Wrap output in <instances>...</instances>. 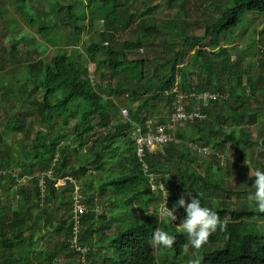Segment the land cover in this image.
<instances>
[{
  "label": "trees",
  "instance_id": "obj_1",
  "mask_svg": "<svg viewBox=\"0 0 264 264\" xmlns=\"http://www.w3.org/2000/svg\"><path fill=\"white\" fill-rule=\"evenodd\" d=\"M75 1L86 6L90 0ZM14 2L20 18L54 49L43 59L31 43L32 34L13 33L12 26L0 36V187L4 194L12 195L7 184L25 176L27 163L39 170L31 188L20 186L15 202L0 213L1 264H52L64 257L67 264H188L196 250L189 246L187 254L182 251L188 238L177 227L181 215H186L184 209L177 210L174 222L157 215L164 199L158 188L162 183L169 192V208L186 190L197 194L202 206L216 211L222 220L228 218L227 230H217L196 253L203 257L202 264H264V236L254 230L256 223H264V213L255 210V203L231 208L233 191L224 182L225 169H221L222 159H228L226 149L238 150L239 161L232 164L242 171L239 193L244 192L243 181L250 185L248 191L253 190L252 163L248 161L255 153L251 126L264 114V24L248 44L237 46L235 60L225 46L233 43L234 32L245 33L250 12L264 14V0H233V6L227 8L214 6L219 16L206 22L202 35L190 34L185 19L165 20L166 30L154 21L162 7L145 4V0L143 7L136 5L138 0H97L99 7H91L92 3L89 7H40L38 14L23 7L27 0ZM6 8L0 7L2 19ZM51 11L55 17L64 11L65 18L70 19L76 38L73 51L55 47L62 31L58 30L57 17L53 22L50 19ZM97 21L102 22L101 35L82 42V32L98 28ZM54 26L59 34L50 32ZM127 32L129 39L116 41L117 34ZM221 37L226 39L225 45ZM207 40L209 49L205 48ZM156 41H164L165 47L158 51L152 67L144 59L128 56ZM190 51L193 54L185 66ZM195 68L198 79L206 76L212 80L215 76V85L207 90L199 82L190 84L189 75ZM78 69L82 75L73 77ZM232 75L238 80L236 86L228 84ZM205 92L213 97L200 101L197 97ZM178 104H183L187 113L198 112L203 118L168 127L171 140L163 146V153L145 149L143 157L137 158L132 135L136 126L146 131L147 121L154 130L158 125H168ZM121 107L128 109L130 117L117 127L114 119H119ZM32 122L42 127L34 139L30 136ZM10 133L16 137L22 133L23 139L7 144L5 135ZM257 142L264 146V139ZM210 146L223 153L206 157L200 149ZM79 153L86 164L68 174L64 170L71 166L68 157ZM52 163L57 164L58 171L54 180L48 178ZM112 163L122 167L119 179L110 185L104 177ZM140 164H145L155 178L152 191ZM157 166L159 173H155ZM80 172L84 176L79 191L82 202L88 208L106 203V213L94 209L75 213L77 184L67 180L66 187L56 188L58 179L70 175L78 178ZM239 186L234 189L240 191ZM107 193L111 198L104 197ZM32 207L39 208L40 213H34ZM61 207L66 210L64 215L56 213ZM156 228L176 237L167 256H160L151 242ZM44 236L54 240L42 249L37 245Z\"/></svg>",
  "mask_w": 264,
  "mask_h": 264
},
{
  "label": "rangeland",
  "instance_id": "obj_2",
  "mask_svg": "<svg viewBox=\"0 0 264 264\" xmlns=\"http://www.w3.org/2000/svg\"><path fill=\"white\" fill-rule=\"evenodd\" d=\"M84 1V0H83ZM87 0H85L86 2ZM140 1L138 4H136L138 7H143L144 6V2L143 0H138ZM130 2V1H129ZM90 3H92L91 7H99L97 0H90L87 2V5L84 6L83 4L80 3H76L75 0H27V4H25L23 7H30L33 12L36 14H38V10L41 8H50V7H68L69 5H73V7H89ZM152 4V5H158V7H162V9H160L154 16V21L159 24L162 25L163 27L166 28L167 30V23H164L165 20H173L176 19L177 21L180 19H185L189 22V33L190 34H197V35H202L205 32V24H207L209 21L214 20V18H216L217 16H219V14H216L215 11H213V7L214 6H222L223 8H227L230 6H233V0H175V1H169V2H162V1H157V0H145V4ZM0 7H7L6 8V13H5V19L0 18V36H2V33H6L5 30H10L9 28L13 29V33L16 32V34H21L22 32L26 31L28 34L31 33L32 36L34 37L33 40L31 41V43L35 46L38 47V54L40 55V57H42L43 59L48 58L51 56L52 51H53V47L52 45H50L46 40H42L40 39L38 36L35 35L34 30L29 26L26 25L25 21H23L18 12L15 10L14 7H16V4L14 2V0H0ZM105 7H109V6H105ZM130 7H134V6H130ZM180 7H184V8H180ZM185 9L187 10H191V11H185ZM193 9V10H192ZM132 10V9H131ZM223 10V9H222ZM188 14V15H187ZM66 13L64 11H61L58 13V15L53 14V11H51L50 13V19H56L58 20V30H61L62 33L61 35H58V37L55 39V47L57 49H64L67 48L69 51H73L75 49L76 43H75V39L73 36V31H72V26L69 21L70 19H66L65 18ZM180 16V17H179ZM15 20L17 22H15ZM53 22V20H52ZM55 22V20H54ZM207 22V23H206ZM17 23V24H15ZM264 24V14H258L255 15V13L250 12L249 14V20L246 22L245 24V33L240 34V31L234 32L232 34L233 39L231 42H233L232 44H226V49L232 52L233 55V60H235L237 58L238 52H237V46H241V45H246L248 44L252 38L254 36L257 35V29L263 27ZM87 25V23H86ZM179 26H185L184 23H178ZM97 26L98 28L94 29L92 32L89 31V29H86L85 31L82 32V42H90L92 40H97L98 36L101 35L102 33V22L101 21H97ZM133 27L135 25H132ZM57 27L54 26L52 31H50L53 34L58 33ZM88 27V26H87ZM25 28V29H24ZM27 28V29H26ZM89 28V27H88ZM15 31V32H14ZM89 31V32H88ZM59 34V33H58ZM254 35V36H252ZM56 37V35L54 36V38ZM131 37V34L129 32L127 33H119L116 35V41L122 42L125 41L127 39H129ZM221 42L222 44L225 45V43H227L226 39L224 37H221ZM210 41H206L205 42V48L209 49L211 47ZM151 46H149V44H147L148 46L144 47L143 49L137 50L136 52H130V54H128V56L132 59H144L145 63L152 67V65L154 64V60L156 57H158V51L162 50L165 47L164 41H156L153 43ZM213 50V49H212ZM214 50L218 51V48H215ZM193 54V51L188 52V55L185 56V66L186 64L190 63V58L189 56H191ZM236 54V55H235ZM33 58H36V54L35 52H32ZM35 55V56H34ZM257 65L255 64L254 67H256ZM89 67L91 69H94L95 66L93 65H89ZM260 68V67H259ZM258 68V69H259ZM82 73L81 71L78 69L76 71H74L73 77H77V76H81ZM236 75H232L228 80V84L229 85H238V80L235 77ZM202 85V87L204 89H209L210 87L214 86L216 83V78L215 76L212 77V80L208 79L206 76H200L198 79V72L195 68L194 70V74L193 75H189V83L192 85H195L196 83H198ZM246 81L244 82L243 85H245ZM131 87H134V83H131L130 85ZM264 87V86H263ZM178 89H176L177 91ZM194 96V95H193ZM205 96H207L208 98H212L213 95H210L208 92L202 93L198 98L200 100V98H204ZM184 97V96H183ZM181 97V99L183 98ZM250 97V95H249ZM180 99V100H181ZM261 99H264V94H261ZM201 101V100H200ZM203 102H206V100H202ZM3 102V100H2ZM195 103H197L195 101ZM195 105L194 103H192V106ZM196 106V105H195ZM177 107H183V104H178ZM198 118H203L202 115H199L196 119ZM123 119L119 118V119H115L114 120V125L119 127L122 123H123ZM41 124L39 123H35L32 122V127H31V131H30V136L34 139V135L36 131L41 130ZM251 132L253 134V139L255 140L254 142V159H250L248 161V163H252L250 165V176H252V173L256 170V169H260L261 170V166H264V146L261 144H258L259 142L256 143L257 140H263L264 139V114L259 116V122L256 125L251 126ZM23 139V135L22 133H20L17 137L16 135H12L10 134H6L5 135V140L7 142V144H11L12 142L17 141L18 139ZM164 146V145H163ZM196 148V147H195ZM160 149V146H156L153 148L154 151H158ZM227 153L226 155L228 156V159H222L221 163V169H225L224 170V174H223V178H224V182L229 186V189H231L233 191V196H232V201H231V208H241L244 207L246 205H244V203L251 205L252 203H254L253 201H250L248 199L249 195L254 192L253 190H249L248 191V187L250 186L246 181H243V193H239L242 191V187L241 185L239 186V179L242 175V171H239V169L237 167H235L232 163L235 161H239V157H238V150L234 149V148H227ZM208 153H210V155H216V153H223V151L217 147H213L210 146L208 150H206ZM83 158V156H82ZM74 159V156L70 155L68 157V161L67 163H84L83 160H80L79 162H76ZM227 164L229 166H227ZM44 165V163H43ZM52 168H51V173H48V178L52 179L54 176L57 177L58 176V171H57V164L52 163L51 164ZM32 167V163H27V169L25 176L24 177H18L17 182L16 183H8L7 184V189L9 190L10 193H12V195H7L4 194V190L3 188L0 187V213L6 209V207L10 206V203L12 204V202H15L14 197L16 190L22 186V187H26V188H31V181L32 178L36 175H38L39 170L38 167L36 166L35 168H31ZM75 167L72 166H67L64 170L69 174L74 171ZM77 169V168H76ZM159 167L157 166L155 169V173H159ZM79 173L77 174L78 177ZM83 175L81 177L77 178V181L80 182L79 178H81V180L83 179ZM253 177V176H252ZM67 178V177H66ZM54 180V178H53ZM69 183H73V181L70 178H67ZM160 180H162V178H160ZM42 182V181H41ZM64 184V180L58 181L56 183V188L59 187H66ZM164 185V184H163ZM237 185L239 186L238 188H240V191H236L234 189V186ZM168 187H170L168 185ZM158 188H161V185H158ZM79 190V187L76 189ZM173 191L175 192L176 189L173 188ZM76 193V191H75ZM75 196H79L81 198V195H75ZM105 198H111V194L107 193L104 195ZM99 198V196L97 197ZM78 199V198H77ZM82 199V198H81ZM78 201V203H77ZM42 204V201L40 202ZM75 204L74 205V210H77L79 212L85 211V209L87 210H96L99 213H106L108 207L107 205L104 204H98L97 208H88L86 207L84 204H82V202L79 200H75ZM16 205V204H15ZM244 205V206H243ZM181 211L182 208H179ZM32 210L34 213H40V209L36 208V207H32ZM139 208L135 207L134 211L135 212H139L138 211ZM56 213H59L61 215H64L66 213V210H64V207L58 208L56 210ZM158 215V212H157ZM159 216V215H158ZM181 218H183V215H181ZM77 228V226H76ZM255 232L257 234H259L260 236H264V223L263 222H259L256 223L255 228H254ZM110 232V230H109ZM51 237L49 236H44V238L41 237V239H39L38 245L39 248H47L46 246L51 245L49 243L53 242L54 239H50ZM64 238V237H62ZM76 243V242H75ZM79 246H77L78 248ZM80 248V247H79ZM86 248H82V252H85ZM155 251L158 252L160 254V256L164 257L167 256L169 249L163 248L162 246H155ZM84 257H86V254H84ZM83 257V259H84ZM46 263H49L48 259L44 260ZM68 260L66 257L62 258H58L56 260H54L52 262V264H67ZM0 264H1V258H0Z\"/></svg>",
  "mask_w": 264,
  "mask_h": 264
},
{
  "label": "clouds",
  "instance_id": "obj_3",
  "mask_svg": "<svg viewBox=\"0 0 264 264\" xmlns=\"http://www.w3.org/2000/svg\"><path fill=\"white\" fill-rule=\"evenodd\" d=\"M245 164L248 166L247 163ZM252 176L254 178L252 182L254 192L249 195L248 199L255 203L256 211L264 213V170L256 169ZM160 190L164 199L158 215L166 218L168 222H174L177 220V210L179 208L184 209L186 215L180 220L177 227V231L186 234L188 238V243L183 246L182 251L187 254L189 246H191L196 250L195 258L190 259L188 264H202L203 257L196 253L208 243L210 236L217 230L220 232L227 230L228 218L222 220L216 211L202 206L197 194L194 195L193 192L186 190L169 208L167 205L169 192L163 183ZM151 242L154 246L170 249L175 244L176 237L161 228H156L153 231Z\"/></svg>",
  "mask_w": 264,
  "mask_h": 264
},
{
  "label": "crops",
  "instance_id": "obj_4",
  "mask_svg": "<svg viewBox=\"0 0 264 264\" xmlns=\"http://www.w3.org/2000/svg\"><path fill=\"white\" fill-rule=\"evenodd\" d=\"M198 98V97H197ZM199 99V98H198ZM208 99V97L207 96H205L204 98H200V100H207ZM177 108H180V107H177ZM177 108H176V110H175V112L173 113V115L171 116V118H170V122H169V124L168 125H166V126H164V125H158L157 127H159V126H163V127H165V129H167L168 127H172V126H174L175 124L177 125V124H181L182 122H184V121H178V120H176L175 119V117H174V115L177 113ZM185 109V108H184ZM122 110H126V112H127V115L126 116H124L123 114H122ZM198 113V112H197ZM199 115H201L200 113H199ZM203 116V115H202ZM129 112H128V109H126L125 107H121L120 108V112H119V118H122L124 121H129ZM198 119H202V118H198ZM115 120V119H114ZM196 121V119L195 120H193L192 122H195ZM152 122L151 121H147L146 123H145V125H144V129H146V131H143V130H141L142 129V127H140V126H136V128L134 129V132L132 133V135H134V140H135V143H134V148H135V150H136V157H137V148H138V146H137V143H136V139H135V137L138 135V134H146V133H148L149 131H152V132H154L155 130H156V128H155V130L154 129H152V124H151ZM167 133V132H166ZM167 135H169L168 133H167ZM91 142H92V140H90L89 142H88V144H91ZM196 149V148H195ZM204 149H207L208 150V147L206 148H202V149H200V151L203 153V155H205L206 157H208L209 156V153L208 152H204ZM145 150V149H144ZM147 150V149H146ZM83 151L85 152L86 151V147H84V149H83ZM149 153L151 152H154V150H152V151H149V150H147ZM156 152V151H155ZM157 152H162L163 153V146L162 147H160V149L157 151ZM211 156V155H210ZM75 158H77V159H75ZM138 158V157H137ZM73 160H77L76 162H79L80 160H83L84 161V157L82 158V155H81V153H79V155H77V156H75L74 157V159ZM56 164V163H55ZM85 165L86 163H70V165L71 166H73V167H75V168H78L80 165ZM121 163H112L111 165H109V166H107V169H106V171H105V177H104V181L106 182V183H108V184H110V185H112V184H114V182L116 181V180H118L119 179V177H120V175H121V165H120ZM86 167V166H85ZM140 167H141V171H142V173L146 176V178H148L149 179V183H150V190L152 191V190H154L156 187H155V184H154V182H155V178H154V176H152V175H150L149 173H148V168L146 167V165L145 164H140ZM90 172H92L93 173V171L91 170ZM51 173V172H50ZM83 175V173H79V175H78V177H81ZM67 178H70L72 181H73V183L74 184H77V187H76V189L79 187V190H76V193H75V195H81L80 193H79V191H80V182H78L77 181V178L75 177V176H68ZM67 178L66 177H63V178H61V179H58V181H61V180H64V184L63 185H65L66 184V181H67ZM80 180L79 181H81V178H79ZM101 179H103V178H101ZM42 184H44L45 182H44V180H42V182H41ZM56 183H57V181L55 182V186H56ZM97 184L99 185L100 183L99 182H97ZM159 185H162V184H159ZM56 187H58V186H56ZM109 188H111L110 186H109ZM112 189V188H111ZM43 190V192L45 191V189H42ZM78 198V199H77ZM74 199L75 200H79L80 199V201L82 202V199L79 197V196H74ZM77 203H78V201H77ZM82 204H84L83 202H82ZM102 204V203H101ZM106 204V203H105ZM74 205H76L75 204V202H74ZM85 205V204H84ZM86 206V205H85ZM98 206V205H97ZM108 206V205H107ZM74 208V207H73ZM93 208V207H92ZM75 211V213H82V212H84V211H82V212H79V211H77V210H74ZM85 211H87L86 209H85ZM76 219L78 218V216H76L75 217ZM78 225H79V222L77 221V223H76V226H77V228H78ZM76 228V227H75ZM75 240H76V236L74 237V243H75ZM77 241V240H76ZM76 244V243H75Z\"/></svg>",
  "mask_w": 264,
  "mask_h": 264
},
{
  "label": "built area",
  "instance_id": "obj_5",
  "mask_svg": "<svg viewBox=\"0 0 264 264\" xmlns=\"http://www.w3.org/2000/svg\"><path fill=\"white\" fill-rule=\"evenodd\" d=\"M122 114L124 116L127 115L126 110H122ZM199 116V113H187L186 110L183 107L177 108V113L174 115L175 119L178 121H184L187 119H190L191 121L195 120ZM136 143H137V157L142 158L143 157V150L147 149L149 151H152L154 147L163 145H166L168 141L171 140V138L167 135L166 129L163 126H159L156 128L154 132L149 131L145 135L136 136ZM207 149H204V152L206 153ZM76 242V240H75ZM79 248V247H78Z\"/></svg>",
  "mask_w": 264,
  "mask_h": 264
}]
</instances>
